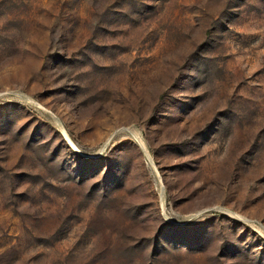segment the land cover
<instances>
[{"label": "rangeland", "instance_id": "obj_1", "mask_svg": "<svg viewBox=\"0 0 264 264\" xmlns=\"http://www.w3.org/2000/svg\"><path fill=\"white\" fill-rule=\"evenodd\" d=\"M0 264H264V0H0Z\"/></svg>", "mask_w": 264, "mask_h": 264}]
</instances>
